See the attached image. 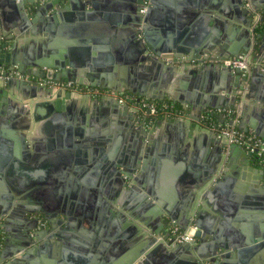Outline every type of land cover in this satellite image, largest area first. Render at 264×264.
<instances>
[{
	"label": "crops",
	"instance_id": "obj_1",
	"mask_svg": "<svg viewBox=\"0 0 264 264\" xmlns=\"http://www.w3.org/2000/svg\"><path fill=\"white\" fill-rule=\"evenodd\" d=\"M190 1L210 6L211 10L206 11L210 18H196L191 24H194L192 30L191 25L181 19L183 13L162 5L149 24L145 25L147 30L152 31L154 39L165 42L177 36L179 39L194 38L197 33H201L204 35L203 40L211 44L213 50L225 45L233 49L240 47L239 40L244 27L235 17L229 2ZM122 3V0L102 3L104 9L99 11L102 15L97 12L96 17L87 23L89 28L86 31L89 32L84 39L104 40L105 43L97 42L91 46H106V49L100 51L91 49L92 57L99 61L101 53V56L108 59V62L94 66L95 70L90 74L91 81L101 82L109 88L125 86L135 91L132 95L157 103H169L184 111V120H157L146 125L149 130L155 128L149 134V141L142 143L143 153H148L145 184L161 194L163 201L180 214L189 201L187 193L190 185L203 181L210 174L213 165H220L221 174L228 167L227 174H230L244 160V152L239 148H236L233 156L224 154L220 146L223 142L219 143L210 131L203 128L200 119L209 114L216 117L218 124L230 125L231 118L227 111L237 109L235 126L239 131L254 134L255 129L264 135V85L247 83L240 101L232 107L225 104L219 110L206 109L199 113L197 103L214 96L210 90L219 85L218 76L207 71L205 75L195 77L191 70L183 69L185 66L177 68L174 65V76L163 77L155 75L149 68L130 62L128 57L131 48L125 41L126 35L121 33V27L111 26L117 22L118 16H126ZM246 18L250 21L256 16L250 13ZM35 27L34 34L25 35L16 41V55L22 58L35 56L41 45L47 42V38L38 33L39 26ZM252 29L258 34L262 31V26L259 28L257 22L251 21ZM56 38L59 42L65 40L60 35ZM56 41L54 43L58 44ZM41 87V92L24 101L29 115L17 114L9 122L12 125L0 121V157L6 152L9 156L6 165L8 169L0 171V255H10V259L0 264H121L127 250L132 247L130 245L140 240V231L145 229L142 223L151 225L153 230H164L161 222L139 217L142 215L141 209L132 197L126 196L121 208L114 209L100 200L105 199L100 190L112 187L109 175L112 158L122 160L137 148L138 118L128 108L115 104V100H93L77 94H69L71 100H65L68 104L65 110L55 114L49 110V105L56 100L58 93L52 92L53 95L49 96L47 91L52 89ZM61 95L64 100L65 94ZM227 99H230L229 96ZM157 122H161L162 126L157 127ZM169 123L172 127L167 129ZM193 125L191 132L190 127ZM49 126L52 128L49 129ZM70 129H81L75 131L74 140L77 142H80L77 135H87L91 139L89 149L76 147L75 151L81 153L68 155L65 144L62 145L60 139H53ZM10 131L16 136L25 134L29 142L25 150L18 149L7 138ZM14 182L25 188L22 195L28 206L66 202L67 208L71 209V219L65 221L63 238H47V243L42 245H23L18 221H27L9 215L15 208L14 203H10L9 207L3 204L6 202L4 189L7 187L11 190ZM252 190V195L242 194L238 185L228 184L219 194H212L203 202L200 212H204V223L211 227L212 238L227 240L230 245V238L234 235L264 231V184L253 186ZM122 208L128 213L133 212L136 218L127 216ZM5 210L8 214L2 215ZM82 213L88 216V220ZM119 213L123 214L124 219L119 218ZM5 238L8 239L6 244ZM209 243L205 239L196 240L194 245L201 255H207ZM164 250H170V247H165ZM167 257L166 253H159L149 264H194L181 256L178 260ZM165 258L169 263L165 262ZM233 264H264V249L244 260L236 258Z\"/></svg>",
	"mask_w": 264,
	"mask_h": 264
},
{
	"label": "water",
	"instance_id": "obj_2",
	"mask_svg": "<svg viewBox=\"0 0 264 264\" xmlns=\"http://www.w3.org/2000/svg\"><path fill=\"white\" fill-rule=\"evenodd\" d=\"M107 1L0 0V71L3 72V78L0 79V121L12 125L9 122L17 114L29 115L24 101L33 98L36 93L43 90L37 82L39 79L66 81L82 86L111 89V92L135 93L134 90L125 86L109 88L103 86L101 82L91 81L90 74L95 70L94 66L103 62L106 63L108 59L101 56L100 53V60L96 61L97 58L92 57L90 50L100 51V49H106V46H91V44L105 43V41L84 39V37L88 36L89 32L86 31L89 28L87 23L96 17L97 12L99 13L100 10L104 9L102 3L105 4ZM122 1L121 5L124 6L126 16H118L117 22L111 24V26L121 27V33L126 35L125 41L129 43L131 48V54L128 57L130 62L149 68L155 75L163 77L174 76L176 71L174 65L177 68L185 66L183 69L191 70L195 77L205 75L208 73L207 71L218 76L219 85L210 90L214 96L210 100L204 99L202 103H197L196 108L199 113L206 109L219 110L225 104L232 107L240 101L247 83V85L257 83L264 85V30L258 34L254 33V29L251 30V21L257 22L259 28L264 25V16H262L264 15V0H226V3L229 2L232 6L235 17L244 27L239 40L240 47L233 49L225 45L215 50L212 49L211 44L203 40L204 35L201 33H197L194 38L179 39L180 37L177 36V38L174 37L164 42L158 40V38L154 39L152 31L147 30L148 28L145 26L149 24L162 5L183 13L181 19L186 20V24L190 25L196 18H210L209 12H206L211 10L210 6L203 3L193 4L190 0ZM145 1H148V6L145 12L141 13ZM250 13L256 18H249V21L246 16ZM99 15L102 14L99 13ZM242 18H245V20ZM35 25L39 26L40 31H44V33L40 31L38 33L46 37L47 42L41 45L35 56L22 58L16 55L14 50L16 41L25 35L34 34L36 31ZM193 26L194 24L191 25L192 30H194ZM57 35L65 38V40L56 41ZM55 41L58 44L54 43ZM243 56H247L250 64L247 73L232 70L229 66L223 64L230 58ZM251 64H254V66ZM94 77L96 76L94 75ZM52 92L58 94L56 100L49 105V110L55 114H60L68 105L65 100H71V96L56 90H48L47 95H53ZM61 94H65L64 100ZM227 96H229L230 101ZM115 104L117 103L115 102ZM137 120L136 132L139 137L137 148L129 157L127 155L122 160L112 158L109 171L112 187L109 190H100L101 195L105 198L100 200L103 204L106 203L111 209H114V207L121 208V203L126 196L132 197L141 209L142 215L140 214L139 217L142 216L150 219V221L161 222L164 230H153L154 228L152 229L151 225H146L140 221L144 224L145 229L138 230L141 232L140 240L130 245L132 247L127 250L121 264H149L157 254L162 252L167 254V259L175 258L174 260H178L177 258L181 256L194 264H233L236 258L244 260V258L264 249V231L234 235L230 238V245L227 240L222 241L216 237L212 238L211 227L204 223V212H200L203 202L210 195L219 194L228 184H236L242 194L250 195L254 193L253 186L264 184L263 172L258 167L255 159L243 148L238 146L227 148L218 139L224 154L228 153L233 156L237 151L236 148L244 152V160L241 166L230 172V174H227L229 168L226 167L223 170L224 174H221L219 172L221 170L220 165L218 163L213 165L210 174L206 175L203 181L190 185V191L187 193L189 201L181 209V213L178 214L166 201H163L161 194L151 190V187L145 184L148 153H143L142 143L149 141V134L154 131L155 127L149 130L143 121ZM156 126H162L161 122H157ZM171 127L172 125L169 123L167 129ZM51 128L49 126V129ZM193 129L194 125L190 127L191 132H193ZM75 131H81V129L66 130L65 134L53 137L57 141L60 139L62 145L65 144L68 155L81 153L75 151L76 147L89 149L91 139L87 135H77L80 141L77 142L74 140L76 138ZM253 132L256 136L264 138V135L259 134L255 129ZM85 137L86 139H83ZM7 138L11 139L18 149L25 150L28 147L29 142L25 134L16 136L15 133L10 131ZM30 139L29 141H33ZM7 143L10 144V142ZM97 143L100 142H93V144ZM8 158L7 152L0 157V171L5 170ZM10 188L11 190H8L7 187L4 189L3 195L6 202H3V204L9 207L14 203L15 208L9 215L27 221L26 223L18 221V229L22 231L23 245H42V243H47V238L52 240L53 238L64 237L65 221L71 219V209L67 208L66 202L63 201L62 204L54 202L51 205L39 203L36 206H28L22 195L25 188L16 182L11 184ZM122 210L130 218H136L133 212L128 213L123 208ZM1 214L6 215L8 211L5 210ZM82 216L88 220L87 215L82 213ZM119 218L124 219L123 214L119 213ZM171 226H176L180 230L194 226L196 228L194 234L196 240L205 239L210 241L208 254L201 255L194 244H172L167 242L168 234L166 231ZM149 229L152 231L146 232ZM159 237L162 240H157ZM7 240L5 238V244ZM0 241L2 240L0 239ZM165 247H170V250H164ZM8 259H10V255L4 253L0 255V263ZM167 259L165 262L169 263Z\"/></svg>",
	"mask_w": 264,
	"mask_h": 264
},
{
	"label": "built area",
	"instance_id": "obj_3",
	"mask_svg": "<svg viewBox=\"0 0 264 264\" xmlns=\"http://www.w3.org/2000/svg\"><path fill=\"white\" fill-rule=\"evenodd\" d=\"M147 6L148 1H145L144 7L140 12L144 13ZM261 26L262 30H264V25ZM223 64L229 66L232 70L245 71V73H247L250 69L247 56L230 58L223 62ZM2 78L3 72L0 71V79ZM37 82L39 85L48 87L52 90L67 92L68 94H77L93 100H115L119 106L126 107L131 110V112H133L139 120L143 121L145 125H151L157 120L176 121L186 119L184 111L175 108L173 105L168 103H157L145 97H138L127 92H111L110 90L98 87L81 86L66 81L39 79ZM227 114L231 118L230 125L206 122L204 116L200 119V124L203 128L210 131L217 139L221 140L227 148L230 146L243 148L255 159L258 167L262 170L264 177V139L259 138L250 132L243 133L237 129L235 126L238 115L237 109L228 110ZM195 231L196 228L194 226H189L185 230H180L176 226H171L166 231L168 234L166 241L171 242L172 244L193 245L196 242V238L194 236ZM157 240H162V238L159 237Z\"/></svg>",
	"mask_w": 264,
	"mask_h": 264
},
{
	"label": "trees",
	"instance_id": "obj_4",
	"mask_svg": "<svg viewBox=\"0 0 264 264\" xmlns=\"http://www.w3.org/2000/svg\"><path fill=\"white\" fill-rule=\"evenodd\" d=\"M169 104V103H168ZM206 122H213L217 123L216 117L215 116H210L209 114L204 115Z\"/></svg>",
	"mask_w": 264,
	"mask_h": 264
}]
</instances>
